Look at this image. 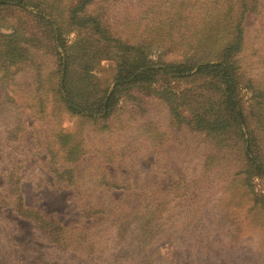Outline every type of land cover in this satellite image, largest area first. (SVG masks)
I'll return each mask as SVG.
<instances>
[{"label":"rangeland","instance_id":"374dc122","mask_svg":"<svg viewBox=\"0 0 264 264\" xmlns=\"http://www.w3.org/2000/svg\"><path fill=\"white\" fill-rule=\"evenodd\" d=\"M30 1L27 9L60 27L69 43L77 42L92 59L96 92L111 90L118 66L114 56L99 51L88 35L79 36L68 23L79 0ZM188 1L95 0L93 9L103 15L111 34L144 45L155 61L217 62L232 37L239 4ZM185 3L183 14L201 7L188 28L179 31L174 24L181 13L173 11ZM9 10L1 32L8 37L17 33L20 39L38 34L26 32L31 24L25 13ZM30 51L27 61L8 68L0 54V264L94 263L76 249L86 245L77 239L88 236L107 250L114 211L128 215L135 226L125 247L139 248L136 264H264V208L242 183L235 158L219 152L221 147L204 133L178 123L170 104L146 86L131 87L106 120L71 113L52 86L58 80L56 56L43 44L30 45ZM236 59L246 105L257 108L264 121V0L247 15ZM178 84L180 90L200 87L193 78ZM64 135L69 148L80 146L78 158L69 163L75 183L65 169L59 170L67 166ZM105 176L119 187L104 182ZM254 183L257 192L264 191L263 179ZM19 194L27 209L68 229L69 248L50 240L19 210ZM92 205L110 212L90 217L85 212ZM147 221L152 224L147 233L136 230Z\"/></svg>","mask_w":264,"mask_h":264},{"label":"trees","instance_id":"16d2710c","mask_svg":"<svg viewBox=\"0 0 264 264\" xmlns=\"http://www.w3.org/2000/svg\"><path fill=\"white\" fill-rule=\"evenodd\" d=\"M30 2V0H0V48L2 49L0 54L6 57L5 67H10L11 63L27 61L31 56L30 45L37 47L43 44L57 59L55 74L58 80L55 83L52 80L57 98L73 114L103 120L114 113L120 100L131 87L146 86L154 89L159 98L170 104L172 115L178 123L186 122L194 130L204 133L221 147L219 152L228 153L235 158L242 183L254 194L255 203L264 208V191L257 192L254 186L255 178L264 180V121L260 119L262 114L258 115L257 108L249 109L246 105L240 67L236 59L244 44L245 20L258 0H237L238 15L232 37L220 49L217 62L205 63L202 58L162 63L155 61L146 52L144 45H132L111 34V29L103 24V15L97 14L93 9L95 0H79L71 10L68 23L79 31V36L88 35L99 47V51L108 50L118 65L113 88L97 92L94 89L91 71L92 59L82 53L77 42L69 43L60 27L55 29L50 21L47 22L42 16L27 9L26 5L31 4ZM198 2L202 3L203 0H192L191 5ZM183 5L173 11L174 14L181 13L174 24V28L179 31L188 28L196 17L195 11L201 7L191 8L183 14L180 8L188 7L187 3ZM8 10L12 11L11 13L14 11L25 13L31 24L30 29H25L26 32L35 29L38 34H31L28 39H20L19 35L16 36L17 33L8 37L7 33L1 32L2 27L6 25L5 20H8L4 19ZM60 47L64 49L65 56ZM75 47H79L78 50L76 49L77 52ZM191 78L198 81L200 87L182 90L178 88V82ZM203 90L208 92L204 95V100H201ZM183 108L190 109L191 115H186ZM63 140L62 145L67 149L65 157L67 166L64 165L59 170L61 173V170L65 169L71 182L75 177L69 163L78 158L80 146L69 148L68 136L64 135ZM103 180L108 185L119 187L117 182L108 181L106 176ZM73 182L75 183L76 180ZM19 195L20 199L17 203L19 210L32 219L50 240L69 248L71 242L68 241L69 236L66 234L69 232L68 229L56 220L47 219L35 208L27 209L21 194ZM112 208L118 210L117 206ZM109 212L110 209L107 207L92 205L87 207L85 213L91 217L97 213L109 214ZM112 213L114 217L111 222L114 231L107 250L99 247V243L88 236L80 234L82 237L79 236L77 239L82 242L78 244L86 245L83 250L79 246L76 249L84 251L89 255L88 257L93 258L94 263L87 264H136L139 257L141 258L138 247L137 251L125 247L126 240L135 228L134 224L129 221L128 215L118 216L115 211ZM149 222L139 225V229L136 230L143 234L147 233L148 226H152ZM74 244L78 245L77 242Z\"/></svg>","mask_w":264,"mask_h":264}]
</instances>
